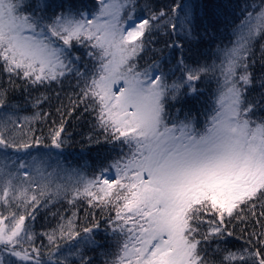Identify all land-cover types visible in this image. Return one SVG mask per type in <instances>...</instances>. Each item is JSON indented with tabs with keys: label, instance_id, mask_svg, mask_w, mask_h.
<instances>
[{
	"label": "snow or ice",
	"instance_id": "6c2138e0",
	"mask_svg": "<svg viewBox=\"0 0 264 264\" xmlns=\"http://www.w3.org/2000/svg\"><path fill=\"white\" fill-rule=\"evenodd\" d=\"M97 4L90 18L83 12H62L45 24L43 16L23 11L24 0H0V65L9 82L16 76L33 86L61 83L75 73L84 80L79 102L91 100L88 107L96 112L106 139L110 135L129 150L93 177L77 169L60 170L61 179L67 181L57 184L52 194L71 191L69 204L86 197L92 208L114 210L108 223L121 240L111 264H213L201 245L233 236L228 225L234 222L244 225L241 233L247 246L226 252L220 264H264V231L256 230L264 227V120L251 118L256 104L247 99L252 86L249 58L254 40L264 35V7L256 12L242 10L244 18L233 29L231 47L218 50L219 64L191 68L184 60L182 40L199 38V11L192 0H179L169 11L161 9L141 19L131 12L126 19L123 15L129 5L134 11V0H97ZM161 28L178 37L167 47L179 50L177 64L185 73L181 82L168 84L159 61L143 70L135 63ZM74 43L95 50L88 52L97 61L91 76L75 67ZM217 71L214 106L202 129L187 114L183 120L169 116L168 98L178 100L185 85L188 94H194V82ZM40 116L36 113L25 120ZM9 120L10 116L0 118V128ZM64 123L62 119L59 127L50 130L56 149L66 143ZM33 141L42 143L36 136L16 143L0 134V146L18 154L0 157V203L6 207L16 203L35 208L40 204L38 196L51 192L52 173L45 174L43 158L31 154ZM110 169L114 177L107 175ZM37 177L45 182L37 183ZM250 224L253 230L248 232ZM58 227L61 238L80 247L98 245V222L82 232L71 218ZM25 237L33 238L24 215L0 216V245L18 260L32 262L28 251L17 250ZM55 238V233L48 235L50 243ZM32 252L37 253L34 264H43L39 250ZM81 264L91 260L81 256Z\"/></svg>",
	"mask_w": 264,
	"mask_h": 264
},
{
	"label": "trees",
	"instance_id": "16d2710c",
	"mask_svg": "<svg viewBox=\"0 0 264 264\" xmlns=\"http://www.w3.org/2000/svg\"><path fill=\"white\" fill-rule=\"evenodd\" d=\"M174 2L179 0H134V11L133 6L129 5L123 15L126 19L127 13L131 12L135 19L147 18L161 9L169 11ZM192 2L199 11L196 27L199 38L192 41L182 40L184 60L191 68L219 64L221 56L218 50L231 47L234 39L233 29L244 18L242 10L246 8L248 11L256 12L264 7V0H192ZM24 4L25 13L43 16L45 24L50 23L62 12H83L90 18L99 7L97 0H24ZM177 39V36L171 34V29L165 31L161 28L154 32L153 42L135 61L138 68L143 70L154 61H159L162 70L166 73L168 84L183 81L185 73L177 64L179 50L167 47ZM57 43L62 44L61 41ZM262 46H264V35L254 40L252 56L249 58L252 86L248 88L247 99L256 104L251 118L257 121L264 120V87L261 86V82H264ZM71 51L75 67L91 76L97 61L90 57L88 52L95 50L90 45L74 43ZM75 57L79 59L75 60ZM218 76L219 71L202 74L201 78L194 82L196 88L194 94H188L189 89L185 85L181 89L182 94L178 100L173 101L168 98L166 111L169 116L183 120L187 114L195 127L202 129L214 106ZM11 80L10 83L9 74L4 72L0 65V93L3 94L0 99L4 101L3 107H0V118L11 117L7 126L0 128V134L6 139H14L16 143L27 142L30 136L40 137L42 143L36 145L33 141L34 146L30 152L33 156L43 158L44 172L52 173L53 183L51 192H46L44 197L38 196L40 204L35 208L26 207L23 204L17 207L16 203L6 207L0 203V216L10 217V214L14 212L18 219L20 215H24L28 232L33 237L30 241L25 237L21 245L17 247L18 251H28L33 257L32 262L18 260L0 245V264H34L37 253L32 252L33 248L39 250V258L43 264H60L61 261L65 264H81V256L89 258L91 264H111L118 253L121 240L118 233H112L108 223L109 218L115 215L114 210L101 211L100 208H92L86 197H81L69 204L68 201L72 199L71 191L59 196L52 193L55 192L57 184L66 183V177L61 179L63 172L77 169L93 177L99 174L101 169L110 168L114 161L126 156L129 151L127 146L118 141H112L110 135L106 139V133L98 126L96 112L88 107L91 100L87 104L79 102L84 80L77 77L75 73L63 78L61 83L52 82L36 86L16 76H12ZM38 99L40 103L37 105L35 102ZM36 113L41 114L40 118L25 120V117H33ZM62 119L65 122L63 137L66 143L61 149H56L51 146L50 130L59 127ZM13 120L15 123H12ZM5 154L11 158L18 155L12 149L5 151L0 146V157ZM29 171L30 175H34L31 170ZM58 172L60 174H57ZM108 174L114 177L115 172L110 169ZM19 179L22 180L23 177ZM44 182L37 177V183ZM36 192L38 194L39 189H36ZM69 218L77 224L76 230L81 232L84 227H91L98 222L99 229L95 230L98 245L80 247L68 241L67 238H61L58 226L66 225ZM5 224H10V220H6ZM243 227L244 225L234 222L228 225L229 230L234 229L233 236L225 235L223 239L213 238L203 242L201 247L206 252L207 259L213 264H220L226 252L238 251L246 247L241 233ZM252 230L253 225H248L247 231ZM256 230L264 231V227L256 226ZM53 233L56 238L54 243H50L48 235ZM77 247H80L79 253L76 251Z\"/></svg>",
	"mask_w": 264,
	"mask_h": 264
},
{
	"label": "rangeland",
	"instance_id": "374dc122",
	"mask_svg": "<svg viewBox=\"0 0 264 264\" xmlns=\"http://www.w3.org/2000/svg\"><path fill=\"white\" fill-rule=\"evenodd\" d=\"M109 175V174H108ZM109 176H111V175H109Z\"/></svg>",
	"mask_w": 264,
	"mask_h": 264
}]
</instances>
